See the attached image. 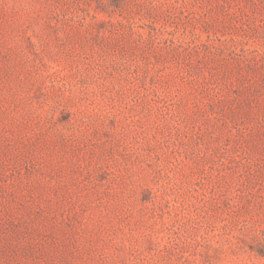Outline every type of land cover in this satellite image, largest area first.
Returning a JSON list of instances; mask_svg holds the SVG:
<instances>
[{"label": "rangeland", "instance_id": "374dc122", "mask_svg": "<svg viewBox=\"0 0 264 264\" xmlns=\"http://www.w3.org/2000/svg\"><path fill=\"white\" fill-rule=\"evenodd\" d=\"M0 264H264V0H0Z\"/></svg>", "mask_w": 264, "mask_h": 264}]
</instances>
